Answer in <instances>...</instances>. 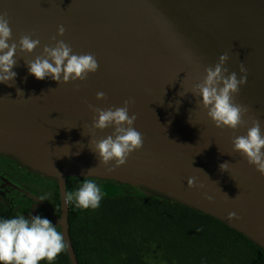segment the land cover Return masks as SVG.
<instances>
[{"label": "water", "instance_id": "1", "mask_svg": "<svg viewBox=\"0 0 264 264\" xmlns=\"http://www.w3.org/2000/svg\"><path fill=\"white\" fill-rule=\"evenodd\" d=\"M0 13L8 14L15 41L24 34L41 41L34 52L17 53L13 86L0 83V160L58 184L61 197L58 213L0 170V198L10 212L29 205L46 217V210L65 238L71 263L80 264L66 203L68 177L98 178L119 183L105 188V197L186 206L264 250V176L233 151L232 143L234 136L246 135L253 117L264 133V0H0ZM59 25L66 29L62 37ZM53 36L75 54L94 53L99 70L74 83L31 75L25 61L42 55L44 45H54ZM225 52L229 72L239 75L243 62L249 73L235 97L251 108L249 123L235 132L215 126L196 104L202 97L179 95L200 82ZM98 92L107 99L97 100ZM129 98L135 101L130 115L138 116L134 127L144 135V147L122 167L115 161L105 166L90 149L94 114L88 104L119 107ZM113 131L94 130V138ZM224 162L230 163L228 171L220 169ZM191 177L197 178L195 188L188 186ZM232 212L239 218L230 219Z\"/></svg>", "mask_w": 264, "mask_h": 264}, {"label": "clouds", "instance_id": "2", "mask_svg": "<svg viewBox=\"0 0 264 264\" xmlns=\"http://www.w3.org/2000/svg\"><path fill=\"white\" fill-rule=\"evenodd\" d=\"M65 32V27L59 25L57 34L62 37ZM52 40L55 41L54 45H44L42 55L34 60L25 61L29 73L38 80L51 77L59 84L74 83L85 81L89 74L99 70L100 65L94 53L75 54L69 43L62 39L57 40L56 36H53ZM40 45L41 41L33 39L31 34L21 35L19 41H15L8 14L0 13V83L13 86L9 82L15 81L17 77V73L13 71V68L18 65L17 53H32ZM229 59L227 52L220 55L219 62L214 67L208 66L205 69L206 75L200 82L183 90V95L181 92L179 95L183 97L190 92L196 98L202 97V101L196 99V104L202 105L215 126L222 130L232 129L235 132L241 127H247L249 123L245 117L249 116L251 108L235 100L241 86L247 84L249 73L243 62L239 65V75L235 71L229 72L225 66ZM75 87L77 91L80 89L79 84ZM17 94L24 96V92L19 88H17ZM96 98L106 100L107 96L104 92H98ZM134 103L135 101L129 98L122 106L105 109L88 104L89 110L94 114L90 126L93 129L90 149L105 166L115 161V167H122L132 153L144 147L145 137L134 127L138 116L135 113L130 115V108ZM110 127L114 131L106 138L99 140L94 138V130L103 131ZM232 143L233 151L245 157L247 162L255 166L256 170L264 176V133H262L260 119L251 118V126L247 127L246 135L234 136ZM229 165L228 162L222 163L221 171H228ZM94 169H89L87 176ZM113 170L114 168H108V171ZM196 181V177L189 178L188 186L197 187ZM203 186V184L199 185L201 188ZM106 195L107 193L94 180L85 179L77 190L66 193V203L74 202L77 209L94 210L100 207ZM225 196L228 197L226 193ZM237 197L238 195L234 199ZM233 217H237V214L229 213V218ZM66 248L63 234L57 230L56 224L46 217L35 215L28 219L20 215L10 219H0V264H40L41 261L53 264Z\"/></svg>", "mask_w": 264, "mask_h": 264}, {"label": "trees", "instance_id": "3", "mask_svg": "<svg viewBox=\"0 0 264 264\" xmlns=\"http://www.w3.org/2000/svg\"><path fill=\"white\" fill-rule=\"evenodd\" d=\"M27 174L41 179L30 172ZM75 180L76 177H68V192L80 187ZM54 184L58 198L56 212L60 213V187ZM70 204L71 233L80 264H185L194 261L198 251L207 264H225V258L236 261L234 245L239 247L241 243L252 249V264H264V250L244 235L213 217L180 204L145 197H106L94 210L77 209L74 202ZM9 213L7 204L4 206L0 202V219L20 215L27 218L23 210L14 211L7 217ZM186 215L210 220L213 228L210 237L205 231L204 239L200 240L199 229L202 227L175 221V216ZM174 229L178 231L174 232ZM248 262L249 257L245 264ZM40 264L48 262L41 261ZM53 264H72L67 250Z\"/></svg>", "mask_w": 264, "mask_h": 264}, {"label": "rangeland", "instance_id": "4", "mask_svg": "<svg viewBox=\"0 0 264 264\" xmlns=\"http://www.w3.org/2000/svg\"><path fill=\"white\" fill-rule=\"evenodd\" d=\"M98 179V178H97ZM24 182H26L29 185L34 186L37 190H42L44 191V195H42L45 199L50 200L51 198H57V186L54 184H39L36 185L34 183V180L30 182V180H26L24 179ZM48 189V190H47ZM60 193V191H59ZM61 199V197H60ZM0 202L2 204H4V206H6L5 201L0 198ZM61 210V209H60ZM175 221H179L182 223H192L196 226L202 227L201 229H199V232L201 233L200 240L204 239L205 235H203V232H207L208 237H210L211 232L213 231L212 224L211 221L201 217V216H194V215H186V216H175ZM183 225H181L182 227ZM174 232H177V229L173 230ZM234 247H236L237 249V255H234L237 257L235 262H232L229 260V258H225V264H245L246 258L249 257V261L247 264H252L253 258H254V253L252 251V249L244 243H241V245L239 247H237L236 245H234ZM203 251H205V248L203 249ZM232 257V256H231ZM185 264H207L206 262L203 261V257L200 255V251H198V254L196 256V258L194 259V261H188V263ZM223 264V263H221Z\"/></svg>", "mask_w": 264, "mask_h": 264}, {"label": "flooded vegetation", "instance_id": "5", "mask_svg": "<svg viewBox=\"0 0 264 264\" xmlns=\"http://www.w3.org/2000/svg\"><path fill=\"white\" fill-rule=\"evenodd\" d=\"M0 170H2L4 172L10 174L11 176H14L15 178H17L26 188H28L29 190L35 192L37 195H39L41 198H43L45 201H47L54 208L55 211L58 210L57 209L58 198H55V199L51 198L50 200L45 199L42 196V195H44V191L37 190L34 186L29 185L26 182H24V179H26V180L28 179V180H30V182L34 180V183L36 185L46 184L43 180H41L42 178L39 179V178H36L34 176L31 177L30 175L27 174L28 172H26L25 170L20 168L17 164H15L13 162H10V161H5V160H0ZM87 179L94 180L98 184V186H100L102 188V190H104L105 188H107V187H109L111 185H119V183H117L115 181L101 180V179H97V178H87ZM84 180H85V178H76L75 182H77V184H79L81 186V184H82V182ZM48 184H50V183H48ZM51 184H54V183H51ZM77 189L78 188H76V190ZM104 198H106V197H104ZM20 210H23L26 213V217L28 219H30L32 216L40 215V213L37 211L36 208H32L29 205H27V206H24V205L19 206V207L15 208L13 211H11V212L9 211V212L12 214L14 211H20ZM44 212L46 214V218H48L49 220L52 221V219H51L50 215L48 214V212L46 210H44ZM10 213L7 215V217H9L11 215Z\"/></svg>", "mask_w": 264, "mask_h": 264}, {"label": "bare ground", "instance_id": "6", "mask_svg": "<svg viewBox=\"0 0 264 264\" xmlns=\"http://www.w3.org/2000/svg\"><path fill=\"white\" fill-rule=\"evenodd\" d=\"M191 209V208H190Z\"/></svg>", "mask_w": 264, "mask_h": 264}, {"label": "crops", "instance_id": "7", "mask_svg": "<svg viewBox=\"0 0 264 264\" xmlns=\"http://www.w3.org/2000/svg\"><path fill=\"white\" fill-rule=\"evenodd\" d=\"M233 244V243H232Z\"/></svg>", "mask_w": 264, "mask_h": 264}]
</instances>
